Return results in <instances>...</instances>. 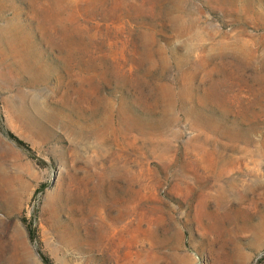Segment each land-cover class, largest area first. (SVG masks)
<instances>
[{
  "label": "rangeland",
  "instance_id": "374dc122",
  "mask_svg": "<svg viewBox=\"0 0 264 264\" xmlns=\"http://www.w3.org/2000/svg\"><path fill=\"white\" fill-rule=\"evenodd\" d=\"M0 264H264V0H0Z\"/></svg>",
  "mask_w": 264,
  "mask_h": 264
},
{
  "label": "trees",
  "instance_id": "16d2710c",
  "mask_svg": "<svg viewBox=\"0 0 264 264\" xmlns=\"http://www.w3.org/2000/svg\"><path fill=\"white\" fill-rule=\"evenodd\" d=\"M10 134V133H9ZM10 136L18 143V144H21V145H24V143L21 141V140H19V139H17L15 136H13L12 134H10ZM29 232L30 233H32V228L31 227H29Z\"/></svg>",
  "mask_w": 264,
  "mask_h": 264
},
{
  "label": "water",
  "instance_id": "95a60500",
  "mask_svg": "<svg viewBox=\"0 0 264 264\" xmlns=\"http://www.w3.org/2000/svg\"><path fill=\"white\" fill-rule=\"evenodd\" d=\"M42 188H44V187H42ZM32 237H34V229L32 230ZM46 263V262H45Z\"/></svg>",
  "mask_w": 264,
  "mask_h": 264
}]
</instances>
